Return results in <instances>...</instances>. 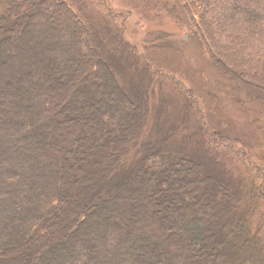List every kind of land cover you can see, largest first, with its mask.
<instances>
[{"label":"trees","instance_id":"obj_1","mask_svg":"<svg viewBox=\"0 0 264 264\" xmlns=\"http://www.w3.org/2000/svg\"><path fill=\"white\" fill-rule=\"evenodd\" d=\"M88 2L0 0V264H264V152L246 163L247 179L213 139L249 148L264 140L199 123L189 90L164 81L182 77V50L172 51V68L153 69L152 54L173 38L156 33L166 44L157 47L133 40L143 46L133 53L105 0L95 14ZM172 8L188 20L181 42L201 52L199 74L252 102L238 100L263 115L251 131L261 125L264 0H173ZM155 81L167 96L150 114ZM184 122L199 133L194 141ZM82 166L97 191L87 198ZM137 177L145 187L134 204L144 214L128 225L119 216ZM223 214L243 225L224 227L220 239L213 225H226Z\"/></svg>","mask_w":264,"mask_h":264},{"label":"rangeland","instance_id":"obj_2","mask_svg":"<svg viewBox=\"0 0 264 264\" xmlns=\"http://www.w3.org/2000/svg\"><path fill=\"white\" fill-rule=\"evenodd\" d=\"M172 1L173 0H105V3L107 4L108 10L115 15L114 17L119 25L123 40L128 43V46L133 53H140L142 51L143 46L136 44V42L147 44L142 41L146 38L152 40L148 43L152 47L166 45L158 44V42L155 41L156 39L153 40L156 33L173 38L172 42L168 43L173 46L170 50L157 48L161 50H157V52L152 54V59L158 62V68L153 69L158 70V73H160L161 69H164L165 67L172 68V51H176V49L182 50V53L177 56V61L184 70L182 77L179 74H175L174 76H168V79L165 77L163 78H165L164 81L166 84H170L171 82L180 83L179 86L178 84L176 85L175 91L181 87H185L189 90V92L185 94L191 95L193 100V110L195 111L194 116L195 119H198L199 123L202 122L204 126L210 125L211 128H215L218 132H222L226 136L230 135L232 139L251 132L253 136H259L261 140H264V130L262 128L264 118L261 125L253 128L251 131V123H258V119L262 118L263 115L259 111L252 112V110H249L248 108L251 106L247 107L238 102V100L246 101L244 96L239 92L235 93L232 89L229 90L227 86L219 80L216 81L214 79H209L206 75L202 77V74H199L198 70L203 71L202 64L199 60L201 52L196 49V45L190 44L189 46L181 42L182 34L188 33L190 27L187 23L188 20L183 17L184 14H181L179 9L172 8L173 12L166 11V7L172 3ZM99 3L100 0H89L87 11L91 12V14H95V10H100L98 7ZM146 34H148V36H145ZM26 39L27 38H23V41H26ZM133 40H136V42ZM122 49L123 47L118 48L117 54L121 53ZM187 61H190V64L187 65ZM206 70L212 71V69ZM154 87L155 91L150 94L148 102L151 103V109L149 111L147 110L150 114L155 112L161 99L165 98L164 96H167L165 89L158 91L159 81L154 82ZM194 90H199L200 94H195ZM183 92L185 91L183 90ZM250 104H252V102L246 101V105ZM186 111L188 113V109H186ZM82 112L83 111L79 112V115ZM180 112L182 113L181 110ZM71 117H74V120H71L72 122L74 121V123L79 126L83 125V119H81V117L78 119L75 114ZM190 122H184L185 127L182 130L184 134L188 133L190 139L194 141L199 133L194 132V130H189ZM90 127H94L93 124H90ZM93 130L91 133H96V130ZM94 137H96V134H94ZM213 140L217 145V149L222 153H227L225 160L236 165V174L245 176L247 179H249V177L254 179L251 175L252 169H248L246 163L251 164L254 167V163L258 164L261 162L254 157L255 154L264 152V147L261 143L253 142L252 148H249V146H243L239 142H229L228 137ZM90 150L92 151L93 148L91 147ZM89 156L93 157L94 154ZM237 161H240L239 164ZM78 170L81 172L82 176H84L82 179L83 185L88 187H86V190L84 191V198L88 197V193L91 197L92 191L97 193L95 190L96 187L91 185L94 182L92 181L94 179L93 174L86 166H82L78 168ZM139 181H142L141 184ZM142 186L145 187V182L138 177L136 181H132L128 186L125 185L127 191V202H125L124 205L126 213L119 216L124 224L126 223L129 225L133 219H136V217H142L144 214L142 213L143 209L136 207L134 204L137 200V190L141 189ZM201 186L202 185H199V187ZM132 204L134 205L132 206ZM153 207L154 201L151 203L150 209H153ZM222 221H225L226 225L223 223L220 224V218L219 221H215L213 225V228H217V237L220 239L223 236H226L224 234V227H227L228 230L234 229V233H237L238 230L235 228L243 225L239 222H237V224L235 223L236 225L234 223H227V214L226 217L225 214L222 215ZM238 224L240 226H238ZM242 240L243 238L241 241Z\"/></svg>","mask_w":264,"mask_h":264}]
</instances>
